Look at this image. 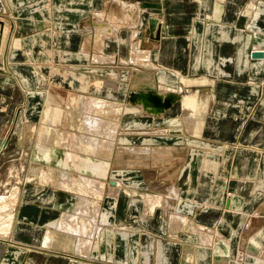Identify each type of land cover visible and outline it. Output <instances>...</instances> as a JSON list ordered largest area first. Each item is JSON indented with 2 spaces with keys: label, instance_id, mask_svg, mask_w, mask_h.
I'll use <instances>...</instances> for the list:
<instances>
[{
  "label": "crops",
  "instance_id": "0c3cea01",
  "mask_svg": "<svg viewBox=\"0 0 264 264\" xmlns=\"http://www.w3.org/2000/svg\"><path fill=\"white\" fill-rule=\"evenodd\" d=\"M105 1L107 3L108 0H0V20L5 22V27L7 26L9 32L16 28L18 32H21V35L25 33L31 34L23 40L12 42L8 51V64H10L14 76L24 87L29 89L30 86H32L31 82L28 80L29 77L23 75L21 73V68L15 64L24 63L22 58L23 60L27 59L26 61H29V63L31 62V64L34 62L36 63V58L34 56L36 49L42 48V59L53 62L57 61L58 63L60 62V54L62 52H73L72 55L68 56L64 53L61 59L62 62L67 64L72 61H87L88 65H86L85 68L73 69L74 71L87 70V72H84L83 74L84 78H87L88 75H94L92 74L94 71L92 72L89 69L97 68L94 67L91 55L86 56L83 54L81 49L82 45L90 49L93 47L95 50H100L101 47L106 44L104 37L108 36L113 38L114 36H118L115 37L116 41L119 39L121 34L120 37L125 36L127 38L131 31L137 30V32H139L142 26H144L145 23L142 24V21L147 18V15L145 13L142 15L139 8H135L134 6H125L123 5V2H120L125 1V3L131 4V2L126 1H134L135 4L138 5L145 2L144 0H118L120 12L119 16H114L115 20L118 21L114 22L110 20V24L112 25L107 23L106 20L101 19L103 18L105 10V8L103 9ZM147 1H152L157 4V7L153 8L152 12L161 14L162 19L160 20H165L161 29V38L159 40L152 41V39H150L147 24L148 40L146 43L142 42L141 44L142 49H146L147 46L148 50L153 48V51H149L153 53L155 59L154 61L159 64H164V66L160 67L164 70L156 68L158 71L156 72L157 76L161 73H168L170 74L169 76L172 75L174 79L176 75L172 73L171 70L176 72L180 71L184 75L188 74L190 79H199V81H201L199 84V88L201 90L200 93L204 92L202 88H205L206 90L205 94L207 95V105L203 102L202 105H205V108H207V119L204 124L200 123L199 125L197 124V121L195 122L193 130L196 131L194 134L189 133L183 124L182 112L184 110L182 107L183 105H186L185 103L182 102L183 105L181 104L180 111L175 117L178 118V122L181 121L182 134L184 133V140H181L178 144H180L179 146H188L191 148L190 150H194L192 151V157L194 159L192 160L193 163L196 162V157H200L205 160V163H207L208 159L214 160L209 161L215 164L214 168L221 163L226 166V168L224 167V171L220 174L217 172V174H211L210 176H208V174L201 176L202 180L208 179L211 183L213 182L212 185L218 182L217 191L214 190L213 187H206V191L211 192H209L210 197L216 195L217 205H205L206 209L203 211L202 206L199 207L195 204L197 203L196 201L192 200L190 197L186 199V197L191 195L189 189L192 187L191 185L194 184L192 183L193 179L189 181L190 185H188V187H186V185L180 186L177 183L181 178V175L186 172V168H180L176 175V181L173 185H170L168 192L165 194L161 192L154 193L162 194L167 197V193L174 191V194L176 195L174 205H171V207L168 208L167 203H165L155 212L156 217L159 216V220L157 222L155 221L156 217L153 221L151 220L148 222H146L147 220L145 219L142 221V218H135V221H133L134 215L131 208L134 207L135 204L132 206H129V204H123L122 208H120V216L122 223H124L120 224L121 226H126L125 224H128L132 226L133 230L136 228H145V230H147V228L150 229L152 226V229L156 231L160 230L161 234L162 230L165 231L162 236L157 238L158 240L151 237L149 234H145L147 244L144 247L148 246V244L151 246V252L149 251L150 254L148 253V256L144 257L142 253L143 245L146 243L144 240L140 241L139 236L142 234L135 232V235H132L129 238L125 239L119 236L118 239V236L114 233L115 230H111L106 235L111 236L110 240H112L116 247L109 244V239L104 238V241L102 240L99 245V251L97 253H93L91 256L88 255V257H78L73 254L72 256L76 259L88 260L91 258L96 259L97 256L99 257L101 255L100 257L105 261L107 259L104 258L114 259V253L120 252L124 249L121 254L119 253L122 260H114L113 262L117 264H128L129 260L130 263L133 264L131 251L133 249V245H137L141 252L140 256L142 257V264H149V262L151 264H161V261L165 262V264H215L218 262H220L219 264H223V261H229V264H239L238 261L235 262V258L238 253V246L243 241L241 237V230L250 225L252 219H254L259 210L260 204L264 202V195L261 194L259 190V188L264 189V85L261 84L264 83V62L259 58L253 59L251 55V53L256 50L263 51L264 53V42H261V44L257 43L250 32L244 29V26H247V22L245 21L246 23L244 24L243 21L240 22L236 19L237 10L240 6H242L245 0H225L223 12L220 16L214 15L216 20L215 23H206L205 20H203V17L206 14H209L212 10V6L214 5L212 0H202V4L199 6L197 5L199 9L196 6L197 10L194 9L196 12L193 13L188 12L190 11L188 10V6L194 5V3H191L190 0H181L182 2L177 4L175 11L180 8L182 9L175 13V15L170 14L169 17H167V14L165 15L164 13L165 2L170 7V5L175 3V0H165V2H163V0ZM67 3L81 5L82 10L69 12V14H72V17L68 19L66 23L70 25L61 26L58 25V22L63 23L64 20L62 6ZM32 7H35L36 10L31 11ZM99 11L101 12L98 14V19L96 18V12ZM2 12L12 14L15 21L14 24L11 22L8 26L7 21L3 19L9 20V18L4 17ZM254 12L255 14L252 16H256V14L259 15L260 13H256V10H254ZM108 13L110 14V12ZM196 13H198L197 16L194 15ZM83 14L86 15L79 18L80 15ZM189 15L190 18H188ZM126 17L129 18L127 19ZM110 19H112V17ZM125 19L129 20L127 23L130 22L131 26L135 27L132 30L130 29L129 32H119L121 27L126 28L130 25H124L123 20ZM261 19H264V14H262ZM188 21H191V23H188ZM133 22L135 24L132 25ZM218 22H220V24ZM258 24L259 26L262 25V23ZM114 26H116L118 32L112 35ZM48 27H52L54 30L58 31V34L51 35L44 32ZM80 27L85 28L86 30H84L85 35H83V31H81L82 34H79V41V37L73 35H77L79 32L78 28ZM251 31L254 32V30ZM67 33H69L72 37L69 38L76 43L74 49H71V51L60 47V45L63 46L62 42L66 41L65 35ZM105 34L106 36L102 38L100 43L95 44L97 42V36ZM52 44H58L59 49H49V45ZM107 45V48H109V45H116L119 50L121 49L118 42H112ZM124 48L126 49L127 47L125 46ZM93 52V54L102 55L104 59L111 57L98 53L97 51ZM163 56H165V58ZM113 57L122 61V59L118 56ZM126 59V62H122L127 64L129 59L128 57H126ZM111 61L109 60V65L106 63L107 61L101 63V66L112 67L115 61ZM49 67L50 66H47L46 70L49 69ZM166 69L168 71H165ZM107 70L108 68L105 69V71ZM74 71H66L63 75L61 74V76L65 78V76L70 73L71 77L75 78L76 76ZM0 72L4 73L2 71ZM99 77L103 78V76ZM202 83L204 85H202ZM258 83H260L262 87L259 86ZM157 85H160L159 82H157ZM147 86L149 85L143 87ZM159 88L160 90L161 88L166 90L165 87L160 86ZM160 90L155 88L154 92L160 94ZM189 94H191V91H189ZM29 95L30 111L28 113L35 116L33 113H36L40 104H38L37 97L34 93L30 92ZM259 98H261V102L253 111L254 104ZM138 108L142 110V108ZM142 112L144 111L142 110ZM171 113L172 114L168 113V115L173 116V112ZM152 117L154 118V116ZM164 117H167V114L155 117L153 123H157V121L164 119ZM157 128L160 130L164 129L165 132L163 135L169 136L167 138L171 137L172 134L170 131L173 130H168V133L166 127ZM197 129L200 130V133ZM197 135H199V137H196ZM163 140L164 139L157 140V147L168 150L173 159H179L176 155V152H179V149H176V145L178 144H175L174 147L172 146L176 140H171L169 143L170 145H160ZM230 144L243 146V148L238 149V147H236L232 151L228 150L227 152L229 153V156H223L224 153L226 154V150ZM163 159V157L157 158L156 163H161L160 161ZM142 163H144V161H142ZM217 169H220V167ZM160 172L159 176L165 177L164 171ZM135 181L138 182H136V185L139 186L137 189H140L136 191L144 193L142 184L143 180L141 181V177H139V179H135ZM166 181L172 182V179L167 178ZM125 182H127V180H125ZM185 182L187 181H184V183ZM196 184L198 186L202 185L201 183ZM152 188L154 189L155 187L152 186ZM212 189L215 193L212 192ZM184 194H186L185 199L182 198ZM206 196H208V193ZM121 198H124V196ZM131 198L135 202L140 201L136 198ZM167 198L170 201V197ZM120 200H118L117 203H119ZM22 201L25 205L22 204L20 206L21 209L19 208L18 217L20 216L23 206L31 205L27 204L28 201L31 200L29 199V195L26 191L22 193ZM140 203V208L143 210L144 204L141 201ZM42 206L47 205L42 204L36 208H43ZM262 206L264 207V205ZM29 207L33 208L35 206L32 205ZM164 207L168 210L169 220L167 222L161 221L162 217H160ZM196 209H202L199 211L200 213L198 215L194 212ZM141 210L134 209L135 214L137 215L142 213ZM202 211L206 213L205 216L201 215ZM186 212H194L195 215L193 213V216L195 217V220H193V223L199 224H191L188 219L190 216L187 215ZM116 213L117 210L115 211V214ZM29 219L33 218L30 217ZM21 222L22 221H20V223ZM44 222L45 221H40L38 219H35V221L24 220V222H22L26 225L29 224V226L25 227L28 230L26 239H31V241L28 242L24 239L26 243H33L34 241L37 245L39 244L41 246L40 241L43 233L41 230H45L46 226L44 227V225L47 223L45 222L44 224ZM17 225H19V223ZM116 225L117 223H115L114 226ZM189 226L192 231L191 235L196 236L199 241L198 244L201 243L200 236L204 235L211 236V240L215 239V241L204 242V244L207 245L201 243V246H191L189 243L192 241L186 243V238L184 237L185 234H183L184 229L187 230L188 228V230H190ZM14 228L15 223L12 230L13 240L0 239V264H82L73 260L68 261L64 258V254L56 252L60 251L58 249L42 248V252L40 251L41 253L35 254L32 251L26 252L25 250L12 247L13 244H16L17 239L19 238L16 236L17 232L14 231ZM212 232H214V234H212ZM136 234H139V236H136ZM165 234L176 236V241L171 242L165 237ZM127 239H129L130 243H126ZM117 240L119 241L117 242ZM251 248L255 250L256 254L259 253L256 251V248H261L260 253L262 252V255L264 256V227L258 230L249 240V251L248 253L246 252L245 257L253 261L248 260V263H245L244 261L245 264H264V259L260 258L256 260V258H251L253 256L250 252ZM149 256L151 259H149ZM66 257L68 258V256Z\"/></svg>",
  "mask_w": 264,
  "mask_h": 264
},
{
  "label": "rangeland",
  "instance_id": "374dc122",
  "mask_svg": "<svg viewBox=\"0 0 264 264\" xmlns=\"http://www.w3.org/2000/svg\"><path fill=\"white\" fill-rule=\"evenodd\" d=\"M144 1L145 2H143L142 4H138V5L135 4L134 1H126V2H131V4H127V3H125V1H120V2H123L124 3L123 5H125V6L127 5V6H134L135 8H139V10H141V12H142V15H143V13H145L147 15V18L144 21H142V24L145 23L144 26H142L141 30H139L140 33L138 32V36L135 37V39H136L135 42H137L139 44L140 49H142V46H141L142 42L144 41V43H145L148 40L147 24L149 22V18L150 19L152 18L155 20L157 19L156 26L153 29V34H151V32L149 31L150 35L156 36V38L158 37V33H159V35L161 34L160 31L162 29L163 23L165 22L164 19L160 20V19H162L161 14H156V13L152 12V9L156 8L157 4L155 2H152V1H147V0H144ZM190 1H191V3H194V5L188 6V10H190L188 12H192V13L196 12V11H194V9L197 10L196 9V6H197L196 1L195 0H190ZM212 1H213L214 5L212 6V10L210 12L211 14L210 13L206 14L203 17V20H205L206 23L207 22L208 23H210V22L215 23L216 20L214 18V15L218 16V14L215 12L216 5L222 7L221 13L224 10L225 0H212ZM163 2H165V0H163ZM181 2H182L181 0L180 1L175 0V3L170 5V7L165 2V6H164L165 7V10H164L165 15L167 14V17H169L170 14L175 15V13L180 11L182 8H180L176 11H175V9H176L177 4L181 3ZM251 4H253L255 8L253 10L250 9L248 11V8H250L249 5H251ZM81 7H82L81 5H78V4L75 5L74 3H67L64 6H62L64 20H63V23L58 22V25H61V26L70 25V24L66 23V21L72 17V14H69V12L81 11L82 10ZM119 7H120V5H119L118 0H108L107 3L105 1V4L103 5V9L105 8L104 13H103L104 19L103 18H101V19L106 20V22L109 24H110V20H112L114 22L118 21V20H115L114 16H119V12H120ZM197 8L199 9L198 6H197ZM35 10H36V8L32 7L31 11H35ZM254 10H256V13L260 12L259 15L256 14V16H252L253 14H255ZM100 12L101 11L96 12V14H97L96 18H98V19H99L98 14H100ZM108 12H110V14ZM2 13L4 14L3 15L4 17L9 18V20L3 19L5 21H7L8 26L11 22H13V24H14L15 21H14L12 14H9L8 12L7 13L2 12ZM198 13H196L194 15L197 16ZM93 14H95V13H93ZM262 14H264V0H245V2L242 4V6L239 7V9L237 10V13H236L237 21L238 20L240 22L243 21L244 24L247 22V26L245 25L244 29H246V31L250 32V34L253 36V38L256 40V42L260 43V44H261V42H264V25H263L264 19L263 20L261 19ZM85 15L86 14L80 15L79 18H81ZM111 17H112V19H110ZM158 18H159V20H158ZM188 18H190V15L188 16ZM188 23H191V21L190 22L188 21ZM218 23L220 24V22H218ZM258 23H262V25L259 26ZM110 25H112V24H110ZM127 27H126L127 29L121 27V29H119V32H121V31L122 32H129L130 29L131 30L134 29L135 26L129 25ZM44 30H42V31H44ZM78 30H79V32L77 33V35H73V36L79 37V41H80V35L79 34L81 33V31L84 32V30H86V29L80 27V28H78ZM148 30H149V26H148ZM251 30H254V32ZM64 31H66V30H64ZM44 32H46L47 34H51V35H57L58 34V31L54 30L52 27L46 28V30ZM66 32H68V31H66ZM135 32H137V30H135ZM23 35H25V36H23ZM23 35H21V32H18V30L15 28V29H13V32L11 34V36H12L11 39L6 38L5 44L8 42L11 44L12 42L23 40V39L27 38L28 36H30L31 34L25 33ZM83 35H85V32ZM145 35H146V38H145ZM120 36H121V34H120ZM69 37H71V36L69 33H67L65 35L66 41L62 42L63 46L60 45V47H63L64 49L71 51V49H74L76 43H74L72 41V39H71L72 37L71 38H69ZM115 37H118V36H114L113 38H110L108 36L104 37V41L106 44H104V46H102L100 50H98V49L95 50V48H93V47L90 49V48H87L86 46L82 45V47H81L82 52L84 55L90 56L94 53L93 51H97L98 53L105 54L106 56H111V57L118 56L119 58L122 59V61L126 62V60H127L126 57L128 55L127 49L129 48L128 46L126 49L121 48L120 50L116 45H109V48H107L108 47L107 44L115 42V39H116ZM68 39H69V41H68ZM8 40H11V42ZM67 41H68V43H67ZM9 43L6 44V46L9 47ZM49 49H52V50L59 49V45L58 44L49 45ZM41 51H42V48H40V49L38 48L35 50L34 56L36 58V63L34 62L33 64H31V62L29 63V61L28 62L26 61L27 59L23 60V58H22V61L24 63L15 64L16 66L21 68V73L23 75L29 77L28 80L31 82V85H32V86H30L29 89L24 87L21 84V82L14 76L13 71L10 67V64H8L9 56L7 55L8 57H6L5 60H3L2 57H0V63L2 65L4 63H6L5 66L7 67V70H8V72H6V73L0 72V197L10 196L11 194H18V195L21 194V199H22V193L25 192L26 189L27 190L30 188L38 189V186H41L40 185L41 182L39 181V178L37 176H33L34 174L31 176V170H34L37 173H39V171H44V173L48 172L46 175L49 174L48 176L50 177V180L45 181V184L43 183V187L47 189V191H45V193H46L45 194L46 195L45 201L46 202L42 203L40 201L36 202L34 200L28 201V203L31 205H28L26 207L33 205V206H35L33 208L39 207L42 204H47L48 206H54V204L57 203V200L60 201L59 199L61 196H59V193L54 194L51 191L55 187L51 184V182L49 183V181H51V179L52 180L57 179L56 177H60L59 170H61V169L58 168L56 165H53L55 159H59V158H63L64 156H67V154L70 150L67 147L61 148L60 145L57 143L58 148L55 145L54 146L55 150H53V154H57V157L54 158V156H53V158H52L53 162L49 164L39 154V146L42 143V140L40 141V139L44 136L43 132H45L49 128L53 129L56 133V141H58L60 139V137L63 135L64 130H65V128L63 127L64 119L61 120L62 111H60V109L62 110V108H64L63 110L70 111V109H68L69 108L68 103H66V100H64V97L62 95H64L65 93L67 94L69 91H72V90L73 91H82L84 88L91 87V83L88 82L86 80V78H84V76H83L84 72H87V70H85V71L84 70L83 71H78V70L74 71L73 70V69L85 68L86 65H88L87 61H85V62L72 61L71 63H67V64L63 63L61 59H62V56L64 55V53H66L65 51L60 54V62L59 63L57 61L56 62L48 61L46 59H42L41 56L43 55V52H41ZM128 51L130 52V48L128 49ZM155 51H157V50H155ZM72 53L73 52H68L65 55L66 56L72 55ZM29 58H30V55H29ZM259 59L263 60V62H264V59H261V58H259ZM15 62H17V61H15ZM152 63H154L153 65L156 66L155 68H157V69L164 66V64H159V63H156L155 61H153ZM11 65H13V64H11ZM47 66H50V67H49V69L46 70ZM129 69L132 70L133 68L129 67ZM162 69L163 68H160V70H162ZM28 70H30V71H28ZM66 71H68V72L74 71L76 77L75 78L71 77V75L69 73L68 75L65 76V78H63V76H61V74L63 75L64 72H66ZM165 71H168V70L166 69ZM28 72H29V74H28ZM107 73H108V71H107ZM166 74H168V73H166ZM183 76L187 79H190L188 77V74H185V75L183 74ZM190 80L191 81L197 80L198 82H200L199 79H195V80L190 79ZM261 84L264 85V83H261ZM261 84L258 83L259 86H261ZM174 85H176V87H173L174 89H177L178 87H180L181 82L179 81V78H174ZM160 86L166 88L167 84L163 83V84H160ZM158 90H160V89H158ZM163 90L164 89L161 88L160 91H163ZM184 90L191 91V94H196V93L200 94V97L202 98V102L205 105H207V102H206L207 95L205 94L206 93L205 88H202V90L204 92H201V93H200L201 90L199 88V85H194V86L189 85V86L185 87ZM138 91H140V92L141 91H143V92L153 91L154 92L155 88L152 85L147 86V87H138V83H134L132 86H130L128 81L123 80L122 86L119 87L116 90V92H114V95L117 96V99H119V100L124 99L125 105L132 107V108H136V107L138 108V106L135 103V101L137 99H139L137 96V94L139 93ZM30 92L34 93L36 95L37 102H38V104H40L39 107L37 108L36 113L35 112L33 113V114H35V116H32L31 113H28L30 111V105H29L30 104V101H29ZM132 95H135V97ZM61 100L65 104H63ZM260 102H261V98H259L255 102L253 111L259 105ZM175 103H178V101ZM182 105H183V103H182ZM47 106H49V108ZM57 107H59L58 108L59 119L56 116L57 119H55L53 122H50V123L46 122L45 121L46 118L43 115L44 111H46L47 109H50V108L54 111V110H56ZM179 108H180V105H179ZM69 113L71 114V111ZM42 115H43V118H42ZM123 115L124 114H122V116H120L119 119L123 124L122 128L124 130H128L130 128H132V129H144L146 127L150 128L151 126L162 127V128L166 127L167 132H168V130H173V131H170L172 134L171 137L165 138L160 145H162V144L170 145L169 143L171 142V140H176L174 145H172L174 147L175 144H178V142H180L181 140H184L183 139L184 133L182 134L181 121L178 122V118H176L172 115H167V117H164V119L157 121V123H155V122L153 123V120H151V118H149L152 116L148 115V114H141L142 116L137 115L135 113L134 114L129 113V116H126V115L123 116ZM68 129H70V130H68ZM66 133L67 134L68 133L78 134V130L76 129V127H74V128L67 127ZM126 142L128 144H124V146L125 145L128 146L129 150H131L130 147H134L136 149L137 148H143L144 150H148L150 147V145H149L150 143H144L141 141L134 143L133 141H130V139H127ZM155 142L158 144V141H155ZM139 144H142L143 147H137ZM179 145L180 144L176 145V149H179V152H176V155L179 158V159L176 158L178 163L176 165L173 164L172 166L166 168V170L168 169L167 170L168 172L164 171L166 173L165 177L159 176V173H161L160 168L162 166H160V167L158 166V164L156 163L157 159L155 161L153 160L152 162H149L148 161L149 159H147L146 157H142L140 159L141 161H144V163H142V164H147V165L156 164L157 166H151L150 165L147 168L144 165L139 164L138 167H135L133 165L134 163H132V161L137 158V154L133 155L131 152H128L125 149H122V147L118 146L117 148H115V150L111 156V161L113 162V163L111 162V168L112 169L110 168V173H111L110 178L112 179L111 180V182H113L112 184L115 183V180H116L115 178H120L122 176L121 180H124V185H126L128 187H132V189H133L134 186L136 185L135 179H137L138 177H141V181L143 180L142 184H143L144 193H160L161 192V193L165 194L166 192H168L170 185L174 184L171 181L170 182L166 181V179L167 178L172 179V175H174L176 172H178L180 168H186V172H184L183 175H181V178L179 179V181L177 183L180 186L186 185V187H188V185H190L189 181L193 179L192 183L194 185H191L192 187H190V189H189L192 196L189 195L188 197H186V194H184L182 198L185 199V197H186V199H187L190 197L192 200L197 202L195 204H197L199 207H201V206L203 207V211L206 209L205 205H211L212 204V206H216L217 205L216 195H213L212 197H210L209 194L211 192L210 191H209L210 193L207 192L206 187H211V188L213 187L214 190L217 191L218 190V182H216L215 184L212 185L213 182L211 183L210 180H208V179L202 180L201 176H204L205 174H208V176H210L211 174H217V172L220 174V173H222V171H224V167L226 168V166L222 165V163H221V164H218V166L216 168H214L215 164L209 162V161H214V160L208 159L207 163H205L204 162L205 160L201 159L200 157H196V160H195L196 162L193 163L192 160H194V159L192 157V151H194V150H190L191 148L188 146H184V145L179 146ZM236 147H238V149L243 148V146H236V144L235 145L230 144L228 146V149L226 150V154L224 153L223 156L224 155L229 156L228 155L229 153L227 151L228 150L232 151ZM75 152H81V151L75 150ZM144 156H146V155L144 154ZM90 160L93 161L92 158ZM224 162H226V161H224ZM219 167H220V169H217ZM156 169H158L160 171L157 172ZM54 174L56 177L54 176ZM69 174L75 179H77L79 177L78 172H76L74 169H71ZM125 180H127V182H125ZM184 181H187V182L184 183ZM102 182L106 183L105 184L106 185L105 196H104L105 200L107 197L111 201L112 200L114 201V199H118L117 196H115V197L109 196L110 191L107 189H109V187H112V186H108L109 183H107V181H102ZM196 183H201L202 185L198 186ZM152 186H154L155 188L153 189ZM113 187H114V185H113ZM214 190L212 192L215 193ZM259 190H260L261 194L264 195V192H263L264 189L259 188ZM61 191L62 190H60V192ZM71 191L74 193H77L79 191V189L76 186V187H74V190H70V192ZM119 191L121 192L122 196H124L123 202H122V199L119 201L121 208H122L123 204H126V205L129 204V206L134 205L133 203H131V199H132L131 197H133L131 194H127L126 190L123 188H120ZM78 193H82V192L79 191ZM207 193H208V196H206ZM200 194H202V195H200ZM90 197H89V199L92 200L93 199L92 196H90ZM64 198L65 199L69 198L70 200H73V202H75V201L78 202V200H79L78 195L73 197V196H70V193L66 194ZM104 198H103V196H101L100 207H102V208H104L106 206V203L104 202ZM134 198H136V197H134ZM114 204L112 206H114ZM140 205H141L140 201L135 202V206L131 208V211H133V215H136L134 209L135 210L136 209L141 210ZM262 205H264V202H262L260 204L259 210H258L256 216L254 217V219H252L250 225L241 230V237H242L243 241L238 246L239 249H238L237 256L235 258V262L238 261L239 264L248 263V260L253 261L249 258H246L245 254H246V252L248 253V251H249L248 250L249 240L251 239V237L258 230H260L261 228L264 227V210H263L264 207ZM30 208H32V207H30ZM36 209H41V208H36ZM17 210H18V208H17ZM200 210H202V209H196L194 211L196 213V215H198L200 213L199 212ZM57 211L60 213L61 211H63V209H58ZM203 211H202L201 215L205 216L206 213ZM194 212H192V213L186 212V213H187V215L190 216V218H188L190 220V223L195 225V224H199V223H193V220H195V217L193 216ZM195 213H194V215H195ZM151 217L152 216H150V218ZM160 217H162L161 221L167 222L169 220L168 210H166V207H164V209L162 210ZM216 217H217V215H216ZM149 219H147L146 222H148ZM21 220H22V222H24V219H21ZM38 220H40V218ZM113 221H114L113 224L115 225L116 220L114 219ZM18 222H19V220L16 221V223H15L14 231L17 232L16 236L19 238L17 239L16 244H13L12 247L25 250L26 252L32 251L35 254L41 253L42 247L39 244L37 245V243L34 241H33V243H26V241H28V242L31 241V239H29V240L26 239V235H28L27 234L28 230L25 227L29 226V224L26 225L25 223L23 224L21 222V223H19V225H17ZM187 222H189V221H187ZM114 227H117V226H114ZM189 228H190V230H188V228H187L188 231L184 229V233H183V234H185L184 237L186 238L185 239L186 243L187 242L189 243L192 241L191 243H189L191 246H195V245L201 246V243L198 244L199 241L197 240L196 236L191 235L192 231H191L190 226H189ZM25 230H26V232H25ZM134 231L142 234L140 236V241L144 240V242L147 241L145 239V236L148 234L151 237L157 239V238H159V236H162L165 233L164 230H162V234H161L160 230H158V231H156L154 229L150 230L149 228H147V230H145V228H143V229L136 228ZM41 232H43V230H41ZM38 234H40V233H38ZM212 234H214V232H212ZM138 236H139V234H138ZM165 237L168 240H170L171 242H175L177 239L176 236H170L169 234H165ZM104 238H107L110 240L111 236L105 235L103 237V239ZM134 238H137V237H134ZM34 243H36V244H34ZM126 243H130L129 239L126 240ZM0 244H1V242H0ZM109 244L114 245L112 240H110ZM146 244H147V242L143 245V252L142 253H143L144 257L148 256V253L150 254L149 251L151 250L150 244H148V246L144 247ZM207 247H210V246H207ZM256 249H257L256 251L259 252L258 254H256L255 250L253 248H251L250 252L253 254V256L251 258L252 259L256 258V260H258L260 258L264 259L262 252L260 253L261 248L260 249L256 248ZM123 250H121L120 252L114 253V257H115L114 259L113 258H106L107 260H105V261L101 260L102 259L100 257L101 255L99 257L97 256L96 259H94V258H91L88 260L87 259L86 260L76 259L72 256L71 251L66 247L62 248V249H60V251H56V252L59 254H64L65 255L64 258L67 259L68 261L73 260L76 262H80L82 264H117V263H114L113 261L114 260H122V258L119 256V253L121 254V252ZM66 256H68V258ZM71 257H73V258H71ZM186 261H187V259H186ZM244 261H245V263H244ZM219 263L220 262L215 263V264H219ZM222 263L223 264H229V261H227V262L223 261ZM128 264H131L129 260H128Z\"/></svg>",
  "mask_w": 264,
  "mask_h": 264
},
{
  "label": "bare ground",
  "instance_id": "6f19581e",
  "mask_svg": "<svg viewBox=\"0 0 264 264\" xmlns=\"http://www.w3.org/2000/svg\"><path fill=\"white\" fill-rule=\"evenodd\" d=\"M195 1L196 5L198 6L202 4V0ZM249 6L250 8H248V11L255 8L253 4ZM221 11L222 7L216 5L215 12L218 14V16H220ZM128 21L129 20L126 19L123 20L124 25H129L130 22L127 23ZM0 22L3 24L0 41V57L5 60L6 57H8L7 55L9 51V47L6 46V44H8L9 42L5 44L6 38L11 39L13 30L9 32L7 26L5 27V22L2 20H0ZM133 24L135 23L133 22L132 25ZM117 32L118 30L116 26H114L112 35H114V33L116 34ZM137 35L138 32H135L133 30L129 33V36L127 38L125 36L119 37V39L115 41L118 42L121 48L130 46V52L127 50V57L129 59L127 64L125 62H122L121 60H118L116 57L104 59L102 55L93 54L91 55V59L94 63V67L101 70L89 69L92 72L94 71L92 73L94 75L88 76L86 78V80L91 83V87L84 88L82 91L72 90L67 94L65 93L64 95H62L64 97V100H66V103H68V109H70L71 111L70 114V111H65L63 110L64 108H62V110L60 109V111H62L61 120L64 119V133L60 137V139L56 141L55 131L51 128L47 129L45 132H43L44 136L40 139V141L42 140V143L39 146L40 156L43 157V159H45V161L49 164L53 162V156L54 158L57 157V154H53V150H55L54 146L56 145V147L58 148L57 143L61 148L67 147L68 149H70L67 156L55 159L53 165H56L61 169L59 170L60 177H56L54 174L57 179H51V181H49V183L51 182V184L55 187L51 191L54 194L59 193V196H61L59 199L60 201L57 200V203H55L54 206H48L47 204H45L47 206H42L43 208L41 209L23 206L20 216L18 217L19 208L23 204L21 194H11L10 196L0 197V239L13 240L12 230L16 221L19 220L18 223H20V221H22L21 219H24L26 221H35V219L40 218V221L42 220L47 222L46 224L44 222V227H46L41 235L40 244L42 248L60 250L66 247L74 256L88 257V255L91 256L93 255V253H97L99 251V245L103 237L111 230H115L114 233L118 236V239L119 236L126 239L131 237L132 235H135V231L132 229V226L128 224H125L126 226L120 225L124 224L122 223V219L120 216V203H117L118 200L122 199L123 201L124 199L121 198L122 194L119 191L120 188L125 189L127 194H131L133 198L136 197L137 200H140L144 204L143 210H141L142 213L137 214L136 217L134 215L133 221H135V218H142V221L144 219L147 220V218H149L150 216L152 217L149 219V221H153V219L156 217L155 212L162 205L167 203L168 208L171 207V205H174L176 199L174 191H171V193H167L168 195L166 196L170 197L169 201V199L162 194L143 193L140 191H136L140 190L137 189L139 187L138 185L134 186L135 188L134 190H132V187L124 185V180H121L122 176L120 178H115L116 180L114 184H112V179L110 178V168L112 162L111 156L115 148H117L118 146L122 147V149H125L128 152H131L133 155L137 154V158L132 161L135 167H138L139 164L144 165L147 168L150 165L157 166L156 164H142V161L140 160L142 157H146L147 159H149V162H152L153 160L155 161L159 157H163L164 159L161 160V163L158 164L159 167L162 166L160 168L161 171H165L166 168L178 163L176 159H173L171 157V153H169L168 150L157 147L158 144L155 141L168 137L167 135H163L165 132L164 129L160 130L155 126H151L150 128L146 127L144 129L130 128L128 130H124L122 128L123 124L119 119L122 114L129 116V113H135L137 115L146 113L154 117H159L164 114L168 115V113L172 114L171 112H173V116L175 117L180 111L179 105L181 106V102H183L186 104L182 107L184 110L182 112L183 124L185 125L184 127L187 129V131L193 134L196 131L193 130L195 122L197 121V124L200 125V123L204 124L205 120L207 119V108H205L206 106L202 105V98L200 97V94H189V91L184 90V88L189 85H199L201 81H191L190 79L185 78L182 72L171 70L172 73L176 75L175 78L178 77L179 81L181 82L180 87H178L177 89H173V87H176V85H174V79L172 75L169 76L170 74L165 75L166 73H161L157 76L156 72L158 71L155 68L156 66L153 65L154 63H152L155 60L153 53L149 51L150 49H147L148 46L146 47V49L139 48V44L135 42V37H137ZM104 36H106V34L101 36L98 35L96 38L97 42L95 44L100 43ZM160 38L161 34L159 36V33L157 38L156 36L150 35V39H152V41L159 40ZM8 41L11 42V40ZM163 57L165 58V56ZM109 60L115 61L112 67L101 66V63H104L105 61H107L106 63L109 64ZM5 64L6 63L2 65L0 63V71H8ZM129 67L133 69L131 70L129 69ZM107 68L108 73L107 71H105V69ZM99 76H103V78H100ZM123 80L128 81L130 86H132L134 83H138V87L152 85L154 86V88L158 89H160V85H157V82H159L160 84L165 83L167 84L166 90L160 91V94H157L153 91H141L139 93L152 92L159 96L163 95L161 96V98H164L167 95L175 96L176 99H174L171 107L174 104L175 105L172 108L170 107L165 113L157 115L151 109L144 108L142 106V101L140 100L138 93L137 96L139 99H137L135 103L138 107L142 108L144 112H142V110L137 107H129L125 105L124 99L119 100L117 99V96L114 95V92H116V90L122 86L121 82ZM202 85L204 84L202 83ZM132 96L135 97V95ZM177 101L178 103H175ZM47 107L49 108V106ZM58 108L59 107H57L54 111L51 108L44 111L43 115L46 118V122H53L55 119H57V117L59 119ZM149 118H151V120L155 119L153 117ZM67 127H76V129L78 130V134H67ZM197 130L200 133V130ZM196 137H199V135H197ZM127 139H130V141H133L134 143H137L139 141L150 143V147L148 150H144L143 148L136 149L134 147H130L131 150H129L128 146H124V144H128L126 142ZM137 147L143 146L142 144H139ZM75 150H80L81 152H75ZM144 154L146 156H144ZM91 158L93 159V161L90 160ZM71 169H74L76 172H78L79 177L77 179L73 178L69 174ZM156 170L157 172L160 171L158 169ZM166 172L168 171L166 170ZM47 173H44V171H39V173H37L36 171L31 170V176L34 174L33 176H37L39 178V181L41 182V186H38V189L30 188L26 190V193L29 195V199L31 201H40L42 203L46 202L45 191H47V189L43 187V183L45 184V181L50 180V177L48 176L49 174L46 175ZM177 173L178 172L172 175L173 183L176 181ZM102 181H107V183H109L108 186H112L107 189L110 191V193L108 192L109 196H117L118 199H114V201H111L107 197L105 200L104 196L106 183ZM136 182L137 181H135V183ZM76 186L82 193H78L79 191L77 193H74L72 191L70 192V190H74V187ZM60 190L62 191L60 192ZM69 193L70 196L73 197L78 195V202H73V200H70L69 198L65 199V195ZM90 196H92V200L89 199ZM101 196H103L104 202L106 203V206L104 208L100 207ZM134 202V200L131 201V203L135 204ZM113 204L114 206H112ZM58 209H63V211L59 213L57 211ZM116 210L118 214H115ZM30 217H32L34 220L29 219ZM115 218L116 223L118 224L116 225L117 227H114L113 224V220ZM158 220L159 216L156 217L155 221L157 222ZM151 227L150 229L153 228ZM118 241L119 240H117V242ZM200 241L202 244H204V242L206 243L215 241V239L211 240V236L204 235L200 236ZM131 252L133 264H142V257L140 256L141 252L137 245H133V249ZM150 256L149 259H151ZM101 260H103V258ZM149 264L151 263L149 262ZM161 264H165V262L161 261Z\"/></svg>",
  "mask_w": 264,
  "mask_h": 264
},
{
  "label": "water",
  "instance_id": "95a60500",
  "mask_svg": "<svg viewBox=\"0 0 264 264\" xmlns=\"http://www.w3.org/2000/svg\"><path fill=\"white\" fill-rule=\"evenodd\" d=\"M157 20L155 19H149L148 26L149 31L151 34H153V29L156 26ZM3 30V24L0 22V41H1V35ZM252 58H263L264 53L263 51H253L251 53ZM138 96L140 97V100L142 101V106L144 108H149L153 112H155L157 115L165 113L173 104L174 99H176L175 96L167 95L164 98H161V96L154 94L152 92L148 93H139ZM179 99V98H178ZM113 183V182H112Z\"/></svg>",
  "mask_w": 264,
  "mask_h": 264
}]
</instances>
